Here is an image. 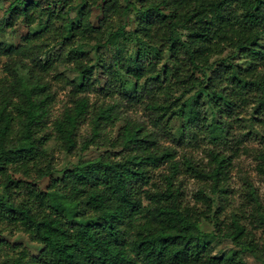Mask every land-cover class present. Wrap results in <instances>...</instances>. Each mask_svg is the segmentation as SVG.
Here are the masks:
<instances>
[{
  "label": "trees",
  "instance_id": "1",
  "mask_svg": "<svg viewBox=\"0 0 264 264\" xmlns=\"http://www.w3.org/2000/svg\"><path fill=\"white\" fill-rule=\"evenodd\" d=\"M77 1H47L43 20L35 13L40 0H12L0 21L38 22L22 42H0L6 57L0 233L22 231L42 244L32 254L0 238V264H245L243 253L262 258L264 242L255 229L264 231V204L250 181L251 211L222 215L233 154L210 148L204 166L188 153L178 157L177 147L162 139L192 143L203 133L225 142L228 118L240 105L252 106L248 125L257 128L244 132L264 138V0ZM97 6L102 16L95 23ZM60 18L63 25L54 27ZM226 49L247 63L222 56ZM67 86L68 99L52 117L58 91ZM133 107L147 118L129 114ZM171 117L181 121L177 133L166 126ZM50 140L70 154L106 150L55 175ZM257 157L264 175V149ZM182 174L199 181L194 203L184 198ZM46 176L43 189L38 182ZM207 191L217 195L215 209ZM67 203L76 207L70 216ZM203 220L213 229H202ZM217 239L232 248L217 253Z\"/></svg>",
  "mask_w": 264,
  "mask_h": 264
},
{
  "label": "rangeland",
  "instance_id": "2",
  "mask_svg": "<svg viewBox=\"0 0 264 264\" xmlns=\"http://www.w3.org/2000/svg\"><path fill=\"white\" fill-rule=\"evenodd\" d=\"M12 0H0V21L8 14L5 11V8L8 6L9 2ZM47 1L49 0H40L42 4L41 8H38L35 12L37 17L39 18V13H42V19L46 18V11L45 6L47 5ZM80 1V0H79ZM77 1L76 3H78ZM128 0H120L122 4H125ZM136 1V0H130ZM52 3L54 1H51ZM44 6V7H43ZM52 6V5H51ZM44 8V9H43ZM102 12L101 7H93L91 18L93 22L97 23L98 20L101 18ZM65 19V18H64ZM38 22L35 21L32 25L27 24L22 18L20 17L18 20L15 21L13 25H0V42L1 43H20L22 42V38L24 34L28 32L30 27L37 26ZM63 25V19H55L54 27H61ZM86 50L90 49V45H83ZM91 51V50H90ZM232 50L226 49L222 56H227L231 61L245 65L247 62L239 55L231 52ZM93 54V53H92ZM110 54L109 52L107 53ZM167 54H165V57ZM215 59V58H214ZM6 57L0 54V72L2 73V68ZM165 62V59L162 60V63ZM159 63V66L162 64ZM60 69L64 71L68 76L73 77L75 76V72H73L69 67L61 66ZM68 90L69 86L65 87L64 89L61 88L58 91L57 97L54 101L53 108H52V117L57 116L62 108L63 104L68 99ZM99 94L91 95L92 99L99 98ZM208 111L209 120L211 118V113L209 108H206ZM251 112L252 106L250 105H240L235 108L233 111L230 119L231 121V128H230V136L229 139L225 142H217L213 143L208 138L203 136V133L197 137L195 141L192 143H184L178 144L177 142L164 138L162 141L167 144H173L177 147L178 157L181 156L183 153H188L192 155V157L200 162L201 165L206 166L209 156V149L215 148L216 150L225 151L227 153H232V166L229 170V195L228 199L226 200L225 209L222 211V215L228 218L231 209H242L245 210L246 214L251 211V205L246 195V186L247 182L250 181L252 185L256 188L257 194L259 199L264 204V175L258 169V162L259 158L257 157V153L264 149V138H261L260 135L254 136L251 133L247 134L244 130L257 129L255 126L248 125L251 119ZM128 113L131 114L133 117L143 120L146 119V114L138 109L137 107H133L132 109L128 110ZM181 121L177 117H171V120L166 124L167 128L172 132L177 133L178 127ZM123 124V121H119L116 123L114 127V135L117 133L118 128ZM88 126L84 123L81 127V132L85 134L87 132ZM259 130V129H258ZM50 146L54 149L56 161H57V168L58 171L55 175H59L61 171L66 168L70 167L74 164L77 160L85 159V158H93L99 155L101 152L106 150V147H90L85 151H77L72 154L67 153L64 150H60L57 148V145L54 140H50ZM112 150V149H111ZM164 166L160 168L163 169ZM160 168L155 170V177L153 179L158 180V173ZM179 178L183 179V190H184V198L190 203H194V193L196 192L197 188L199 187V181L186 175H180ZM50 178L48 176L39 180L38 184L41 188H46L47 184L49 183ZM201 184V181H200ZM2 192V187L0 186V193ZM208 194L215 197V202L213 205V209L218 206L217 195H213L210 191H207ZM240 211V210H239ZM76 212V207L72 204H66L64 207V213L66 216H70ZM214 224L210 221L203 220L201 222V227L204 230L210 231L213 229ZM256 234L258 237L259 242H264V231L262 228H256ZM0 238L3 241H6L10 244H18L19 246L26 247L30 253L37 254L40 249L42 248V244L32 241L29 236L18 230H4L0 233ZM232 248V245L229 240L227 239H217L215 241V251L217 253H221L224 251H228ZM4 249V248H3ZM2 249V250H3ZM261 255L260 253H258ZM242 258L245 261V264H264V256L262 258H256L248 253H243Z\"/></svg>",
  "mask_w": 264,
  "mask_h": 264
}]
</instances>
